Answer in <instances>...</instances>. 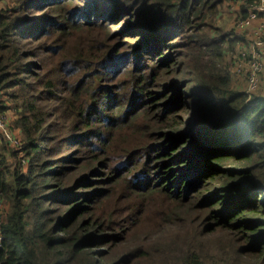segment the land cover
<instances>
[{
    "label": "trees",
    "instance_id": "trees-1",
    "mask_svg": "<svg viewBox=\"0 0 264 264\" xmlns=\"http://www.w3.org/2000/svg\"><path fill=\"white\" fill-rule=\"evenodd\" d=\"M226 2L0 0V264H264V96L223 62Z\"/></svg>",
    "mask_w": 264,
    "mask_h": 264
},
{
    "label": "built area",
    "instance_id": "built-area-1",
    "mask_svg": "<svg viewBox=\"0 0 264 264\" xmlns=\"http://www.w3.org/2000/svg\"><path fill=\"white\" fill-rule=\"evenodd\" d=\"M243 1L228 0L225 6L230 11L238 13L241 11ZM240 19L236 20L235 29L246 33L252 27L255 28L252 36L254 44L239 48L238 52L233 56L237 57L235 62V73L243 78L248 83L249 93L258 92L262 82V74L264 71L263 55H264V0H259L250 8V13L247 17L241 15ZM239 36V35H238ZM248 95L251 97V95ZM6 115H0V131L5 130L8 123ZM1 170V166H0ZM3 205L0 203V223L4 217L2 214Z\"/></svg>",
    "mask_w": 264,
    "mask_h": 264
},
{
    "label": "rangeland",
    "instance_id": "rangeland-1",
    "mask_svg": "<svg viewBox=\"0 0 264 264\" xmlns=\"http://www.w3.org/2000/svg\"><path fill=\"white\" fill-rule=\"evenodd\" d=\"M224 12H227L228 15H223ZM241 15H242L241 11L235 14L234 12L230 11L229 8H227V7L224 8V6H223V8L221 10V13L219 14L218 19H217L218 27H220L221 29L225 30L226 32H230V31L234 30L235 34L237 36L239 35L238 36L239 39L243 40V43H240V42L238 43L237 49L238 48H246V46L254 44V41L251 40V39H253L252 34H253L254 30H255L254 27H252L246 33L237 31V29H235L236 20L242 18V17H240ZM237 49H236V52H238ZM236 52L234 51L233 53H231L230 51H228L227 55H226L227 59H224L223 62L226 63L227 65H229V67H230V72H231V75H232L234 88L236 90H238V91L245 92L248 95L249 89H248L247 81L245 80V78H243V77H241V76H239V75H237L235 73V62H236L237 57H235L233 55ZM263 64H264V55H263ZM250 95L253 98L256 97V95L257 96H259V95L264 96V71H263V74H262V82L260 84L259 91L258 92H253ZM251 97L249 96V98H251ZM2 100L3 99L0 98V101H2ZM2 114L7 116L8 123H7V125L4 128L5 130L0 131V139L3 140V141H7L8 140L7 143L10 145L11 143H14V140H15V137H16V133H18V135L20 136V132H16V130H14L13 127H12L13 121L16 118L17 114H16L15 109H12V108L6 110L5 112H1L0 111V115H2ZM0 151L4 152V150L1 149V146H0ZM14 161L15 160L10 157V165H13V164L15 165L16 161L15 162ZM2 170H3V168L1 166L0 172ZM1 203H2L3 208H4V209H2V214L4 215L5 212H6V209H7L6 206L8 207V204L6 202H4V201H1Z\"/></svg>",
    "mask_w": 264,
    "mask_h": 264
},
{
    "label": "crops",
    "instance_id": "crops-1",
    "mask_svg": "<svg viewBox=\"0 0 264 264\" xmlns=\"http://www.w3.org/2000/svg\"><path fill=\"white\" fill-rule=\"evenodd\" d=\"M225 7H227V6H224V8H225ZM227 8H228V7H227ZM232 12H233V11H232ZM234 13H235V12H234ZM235 14H236V13H235ZM223 15H228V13H227V12H224ZM220 17H221V16H220ZM238 49H239V48H238ZM238 49H237V51H238Z\"/></svg>",
    "mask_w": 264,
    "mask_h": 264
}]
</instances>
